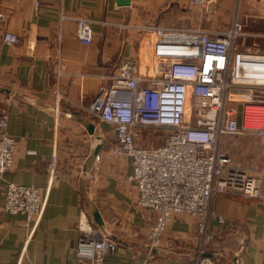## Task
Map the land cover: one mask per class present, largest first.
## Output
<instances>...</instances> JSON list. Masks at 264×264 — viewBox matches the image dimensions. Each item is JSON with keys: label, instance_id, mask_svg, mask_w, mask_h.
Segmentation results:
<instances>
[{"label": "crops", "instance_id": "1", "mask_svg": "<svg viewBox=\"0 0 264 264\" xmlns=\"http://www.w3.org/2000/svg\"><path fill=\"white\" fill-rule=\"evenodd\" d=\"M78 16L92 20L89 44L76 35ZM155 16L156 25L214 31L236 20L243 24L236 46L264 51V0H131L127 6L115 0H0V110L15 138L12 165L0 174V264H77L81 213L95 235L107 232L116 239L117 249L107 256L111 264H135L148 256V211L137 205L135 184L126 178L130 158L95 161L114 136L84 106L108 85L119 60L134 57L140 72L152 71L148 39L135 26L153 24ZM5 31L17 33L19 41L5 43ZM147 131L139 129L136 143L145 137L158 145ZM256 176L264 192V175ZM7 182L39 188L44 206L34 228L24 215L3 210ZM211 209L225 218L221 225L215 218L209 223L219 229L216 264H234L236 257L240 264H264V198L216 194ZM164 239L187 255L160 254L157 264H190L195 218L174 217Z\"/></svg>", "mask_w": 264, "mask_h": 264}, {"label": "built area", "instance_id": "2", "mask_svg": "<svg viewBox=\"0 0 264 264\" xmlns=\"http://www.w3.org/2000/svg\"><path fill=\"white\" fill-rule=\"evenodd\" d=\"M75 24L80 42L89 44L92 20L78 16ZM135 27L148 39L152 71L140 72L134 57L119 60L108 85L84 106L86 112L108 123L114 136V144L95 154V161L121 155L130 158L126 178L135 184L137 205L148 211L151 249L161 243L174 249L164 239L166 228L174 217L187 215L195 218L197 233L190 264H216L218 249L213 242L219 229L210 228L209 223L215 218L221 225L225 218L211 209L213 196L264 198L260 177L235 165L219 148L226 134L264 138V51L236 46L235 40L243 34V24L236 20L222 31L154 24ZM2 40L14 44L19 35L5 31ZM122 91L126 97H119ZM142 127L168 132L160 145L137 144L135 137ZM14 147L7 116L0 110V174L11 167ZM259 173L264 175L263 166ZM57 177L56 172L51 174V179ZM43 206L38 187L6 183L4 211L24 215L34 228ZM78 229L77 264H111L107 256L117 249L116 239L107 232L95 235L84 213ZM234 264H240L238 257Z\"/></svg>", "mask_w": 264, "mask_h": 264}, {"label": "rangeland", "instance_id": "3", "mask_svg": "<svg viewBox=\"0 0 264 264\" xmlns=\"http://www.w3.org/2000/svg\"><path fill=\"white\" fill-rule=\"evenodd\" d=\"M156 23H158V19L156 20ZM148 45L149 44L147 43V49H148ZM149 58L152 62L150 56ZM142 128L143 130L148 129L147 132L150 133L149 135L150 137H152V134H154L153 135V137H155L154 140L160 142L159 144H161L162 142L161 140H164V137L167 135L168 132V129L166 128H151V127L148 128L142 127ZM149 140L147 141V139L145 140V137H143L137 143L154 145ZM219 148L222 151H224L228 156H230L232 162L235 165L247 169L252 174L256 175V173L259 172V170L262 167V164L264 163V138L248 135V134H226L220 138ZM166 249L173 250V249H168L164 244L161 243L160 246H157L152 250L149 249L146 250V252L148 253L144 252V254L145 256L146 254H148V256H146V258L144 259L151 264H157V262L162 263L159 260L161 256L160 254H167L164 253V250ZM225 252L227 254L226 256L228 257L233 254L232 251L228 249Z\"/></svg>", "mask_w": 264, "mask_h": 264}, {"label": "water", "instance_id": "4", "mask_svg": "<svg viewBox=\"0 0 264 264\" xmlns=\"http://www.w3.org/2000/svg\"><path fill=\"white\" fill-rule=\"evenodd\" d=\"M116 4L118 6H127L131 3V0H115ZM158 19V16H155L154 17V20H153V24L156 25V20ZM97 149H95V153H96ZM95 157V155H94ZM92 214H93V217L95 219V221L98 223V225L100 227L103 226V221H102V218L99 214V212L97 211V209L95 207H92ZM149 250H152L150 247H147ZM164 253H167V254H170V255H178V256H184V255H187V254H184V253H180V252H177V251H174V250H164ZM194 257V256H193Z\"/></svg>", "mask_w": 264, "mask_h": 264}]
</instances>
